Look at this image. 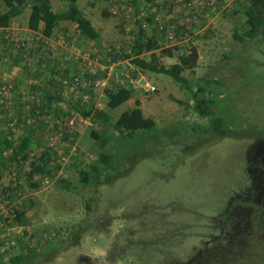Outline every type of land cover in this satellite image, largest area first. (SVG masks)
<instances>
[{
  "label": "rangeland",
  "instance_id": "1",
  "mask_svg": "<svg viewBox=\"0 0 264 264\" xmlns=\"http://www.w3.org/2000/svg\"><path fill=\"white\" fill-rule=\"evenodd\" d=\"M153 1L139 0L138 8L155 7ZM157 1H161L157 8L164 16L181 12L182 0ZM16 3L24 5L23 13L12 18L6 30H0V77L11 76L17 83L10 106L0 110V140L11 141L10 150L0 154V171L11 166L21 172L25 221L14 235L25 246L23 264H201L195 259L198 253L204 256V263L264 264V218L256 217L251 207L259 206L255 196L261 170L257 167L263 165L259 142L264 141L260 138L264 134V32L244 41L236 38V33L242 35L247 28L245 0L217 7L191 28L180 27L178 41L159 36L162 48L183 45L179 53L197 48V66L184 71L193 89L203 84L202 77L222 81V86L205 87L217 102L213 109L227 121V134L209 128V121L195 109L190 90L168 74L143 70L133 63L137 21H143L148 35L158 29L151 18L139 17L133 0H78L100 37L86 38L75 22L61 21L54 33L63 35L68 43L70 53L63 60L75 51L92 53L104 62L116 61L121 69H131L133 79L144 76L156 90L146 91L132 82V98L114 109L107 106L106 91L100 94L95 104L97 110L109 112L110 127L102 119H92L91 125L78 126L73 135L63 133L54 144L55 157L48 158L51 171L37 173L32 179L26 162L33 167L40 161L47 136L56 131L61 116L57 102L60 85L54 76L49 77L57 73L58 61L51 63V72L22 66L20 55L4 35L13 29L20 36L32 34L28 25L32 1ZM51 3L55 11L67 8L66 1ZM6 9L0 0V11ZM155 53L168 66L178 62L177 54L163 56L160 49ZM126 54L130 57L125 58ZM140 56L148 59L151 52ZM68 62L72 71H83L80 64ZM25 89L43 98V113L23 94ZM136 101L156 127L127 138L113 123L125 110L134 108ZM10 118L16 120L14 129L8 126ZM93 128L109 131L116 153L114 167L102 176L110 175V180L95 187L85 183L81 174V169L89 170L87 165L99 151ZM31 131L34 141L27 156H19L22 163L12 161L22 137ZM74 146L77 151L72 153ZM59 153L67 155L63 163ZM223 231L240 234L212 240L211 235ZM249 231L259 235L256 250L246 249ZM33 250L39 254L31 256ZM0 264L11 263L4 259Z\"/></svg>",
  "mask_w": 264,
  "mask_h": 264
},
{
  "label": "built area",
  "instance_id": "2",
  "mask_svg": "<svg viewBox=\"0 0 264 264\" xmlns=\"http://www.w3.org/2000/svg\"><path fill=\"white\" fill-rule=\"evenodd\" d=\"M231 2L232 0H182V14L179 13L175 16L174 13L164 16L157 7L151 9L143 7L139 17H153L159 29H167L166 38L174 41L176 25L174 23L166 24L168 20L178 18L179 26L182 29H188L203 19L209 18L217 7H226ZM30 31L32 35L20 36L19 30L13 29L4 37L20 55L23 67L47 69V72H51L49 71L51 63L58 61L57 73L49 75V77L54 76L60 85L58 95L61 96V99L57 102L61 116L57 119L56 131H50L47 136V143L43 151L45 153L49 151L51 159L55 157L53 155L57 150L54 144L57 139L63 137V133L73 135L78 126L92 124V116H87L85 111H88L92 106L94 111L97 109L95 101L100 94L105 93L107 88L114 87L115 83L128 87L133 82L141 84V87L146 91L156 90L155 85L144 76L133 79L131 69H121L116 61L104 62L98 55L92 53L75 51V55H65V60H63V55L70 53L66 51L69 50V46L63 35L53 33L50 36H45L40 31ZM70 60L80 64L83 71H72L68 62ZM13 80L11 76L0 77V110L10 106L9 103L12 102L14 93L17 92V83ZM23 94H28L32 98L38 107V112L44 110L43 98L35 91L25 89ZM27 108L31 109V104L28 103ZM15 123L16 120L10 118L8 126L14 129ZM70 145H72L71 142ZM75 150L77 151L76 146L73 147L72 153ZM66 156L64 153L57 154L61 163L64 162ZM32 157L33 153L30 158ZM21 161L20 163H22ZM28 163L29 161L26 162V170L31 171L32 167L28 166ZM20 174L21 172L16 167L12 168L11 166L0 171V256L2 257L0 259L3 261L25 251V246L22 245L19 236L14 235L16 228L23 227L17 221L18 211L24 210V194L21 189ZM45 181L48 182L49 178H46Z\"/></svg>",
  "mask_w": 264,
  "mask_h": 264
},
{
  "label": "trees",
  "instance_id": "3",
  "mask_svg": "<svg viewBox=\"0 0 264 264\" xmlns=\"http://www.w3.org/2000/svg\"><path fill=\"white\" fill-rule=\"evenodd\" d=\"M32 1V12L29 18V28L31 30L40 31L45 36H50L56 30V27L61 21H72L77 24L80 33L89 39H97L100 37V32L93 25L91 19L86 16L84 11L79 7L78 0H62L67 2V8L60 11H55L53 9L51 0H31ZM166 1V0H165ZM6 10L0 11V27H9L12 18L17 17L23 13L24 5L16 3V0H3ZM137 6L136 12H141L143 6L138 8L139 0H133ZM156 6L161 3L157 0L153 1ZM160 5V4H159ZM182 5V3H181ZM243 6V12L246 17L247 28L243 31L242 35H237L236 38L240 41H244L245 38H255L259 34L264 32V0H245ZM151 9L149 7H145ZM153 8V7H152ZM181 12H176L175 16ZM151 18L154 21L153 17ZM145 19V18H143ZM139 33L136 35L135 42L132 46V51L136 54V57L132 59L133 63L143 69L148 71L160 72L170 75L176 82H179L181 86L190 90L195 109L198 111L199 115L209 121V128L215 132L227 134L230 133V129L227 128V121L219 111H215L213 107L217 102L213 97H209L206 87L212 86H222V81L219 79H210L208 77H202L203 84L197 89H193L192 84L187 76L184 75L185 70H193L197 66L198 61V51L195 46L190 47V50L185 53H179V50L183 45H175L162 48L159 36L162 34L167 36V29H159L157 24V32L154 35H148L147 30L143 24V21L139 19L138 21ZM155 22V21H154ZM168 23H174L176 25V40L182 37L180 26L178 23V18H171L167 21ZM178 41V40H177ZM157 49L161 50V55L174 57L177 54L178 62L166 65L159 61V57L155 51ZM144 52H151L150 58H145L140 56ZM117 59L116 53H114ZM125 58L130 57L129 54L124 55ZM119 58V57H118ZM107 62V61H106ZM204 87V88H203ZM109 87L106 89L108 96L107 106L109 109H114L119 105L124 104L126 101L132 98L133 87L118 85L117 88ZM113 89V90H110ZM50 97V96H49ZM61 96L57 95V100H60ZM50 98L47 99L49 101ZM140 101H136V106L132 109L125 110L118 119L113 123V128L116 131L122 133L124 137L131 138L139 130H150L156 127V122L151 117H145L142 108L140 107ZM1 112V111H0ZM43 113V110L41 111ZM87 116H92V119H102V124L110 127V115L109 112L105 110H95L92 106L88 111H85ZM109 131L91 129V134L99 143V151L97 157L94 161L90 162L87 169H81V174L83 175V181L91 187H95L97 183L108 182L111 178L110 175L102 179L104 171L109 170L114 167L116 153L114 151L115 147L111 145V137L108 135ZM4 140V141H3ZM34 141V132L31 131L24 137H22L20 145L17 151L14 153L12 161H19L21 158L19 156H27L28 149L31 147ZM11 143L6 137L0 140V154L6 152L10 149ZM2 147V148H1ZM50 152H46L45 155L40 157V161L36 162L29 173V179H32L35 174L48 173L50 168L48 166V158L50 157ZM47 156V158H45ZM12 157V156H11ZM0 159H3L0 155ZM20 162V161H19ZM107 172V171H106ZM37 185V183H35ZM25 211L19 210L17 221L24 222ZM54 250V249H53ZM25 252V251H24ZM24 252L17 254L15 256H10L9 261L11 264H23L26 261V255ZM39 252L33 250L31 256L38 255ZM196 257V260L202 262L201 264H220V261L205 262L204 256ZM0 258H2L0 256ZM235 257L231 258L234 260ZM196 261V262H197ZM0 262L3 260L0 259ZM197 264V263H195Z\"/></svg>",
  "mask_w": 264,
  "mask_h": 264
},
{
  "label": "flooded vegetation",
  "instance_id": "4",
  "mask_svg": "<svg viewBox=\"0 0 264 264\" xmlns=\"http://www.w3.org/2000/svg\"><path fill=\"white\" fill-rule=\"evenodd\" d=\"M261 137H264V134H263V136H260V138ZM259 148H260V151H259L260 160L263 163V165H261V166H263V168L261 166L257 167V169L261 170V184H259L260 189H259L257 195L255 196L256 201L258 202L259 206H251V207H253V209L255 208L254 212H255L256 217L261 215V217L264 218V184H263V182H264V161H263V159H264V141L259 142ZM263 224H264V220H263ZM251 232L252 231L247 232V234L249 233V235H248L249 238L247 240L248 246L246 247V249L250 248L252 250H256L257 248H255L254 246L256 243H258L257 239L259 238L258 237L259 235L250 234ZM232 234L233 235L240 234V232L236 231L233 233V232H224L223 231L222 233L211 235L213 237V238L212 237L211 238H212V240L221 239L220 236L224 235L225 240H226L227 235H232ZM211 238H210V240H211ZM206 244H208V241L206 242ZM200 252H202V251H200ZM201 255H202V253H198L196 255V257L201 256ZM196 257H195V259H196ZM262 259H264V255H262ZM187 264H189V262Z\"/></svg>",
  "mask_w": 264,
  "mask_h": 264
},
{
  "label": "crops",
  "instance_id": "5",
  "mask_svg": "<svg viewBox=\"0 0 264 264\" xmlns=\"http://www.w3.org/2000/svg\"><path fill=\"white\" fill-rule=\"evenodd\" d=\"M6 28H8V27H6ZM6 28H1V27H0V30H1V31H2V30H6ZM28 29H29V28H28ZM30 30H31V29H30ZM28 35H32V34H29V33H28Z\"/></svg>",
  "mask_w": 264,
  "mask_h": 264
},
{
  "label": "bare ground",
  "instance_id": "6",
  "mask_svg": "<svg viewBox=\"0 0 264 264\" xmlns=\"http://www.w3.org/2000/svg\"><path fill=\"white\" fill-rule=\"evenodd\" d=\"M204 88V87H203ZM146 117V116H145Z\"/></svg>",
  "mask_w": 264,
  "mask_h": 264
}]
</instances>
